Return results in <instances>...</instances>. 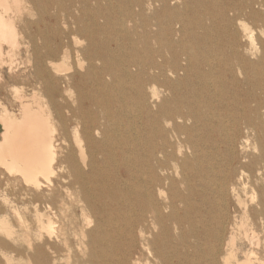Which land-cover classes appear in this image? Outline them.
<instances>
[{
  "label": "bare ground",
  "instance_id": "1",
  "mask_svg": "<svg viewBox=\"0 0 264 264\" xmlns=\"http://www.w3.org/2000/svg\"><path fill=\"white\" fill-rule=\"evenodd\" d=\"M23 5V0H0V64L7 63L4 43L12 49L22 45L11 13L21 11ZM165 7L163 0L157 9ZM239 8L236 5L231 9ZM136 14L145 20L140 1L136 3ZM107 23L104 18L99 31L105 30ZM137 25L134 22L129 29ZM243 28L252 44L254 38L246 24ZM163 34L173 39L171 31L166 29ZM91 42L98 47L101 72L92 79L94 65L85 70L79 58L81 70L77 73L82 82L86 80L85 87L89 80L91 85L87 89L90 92L86 90V95L80 94L77 100L82 107L84 96L91 99L99 110V124L95 126L96 116L89 114L91 122L87 125L83 113L78 124L84 126L85 138H90L92 131L101 136L98 142L90 145L78 128L75 145L68 144L66 138L59 142L57 123L38 91L27 101L25 95H19V116L2 105L0 247L10 246L7 238L22 239L29 248H35L39 263L59 264L64 258L58 248L60 239L68 246V237L73 234L79 236L77 264H264L258 253L262 246L258 230L264 233V81L259 79L256 93L246 96L252 115L245 118L246 107L240 111L231 105L232 99L216 86V80L204 81L202 77L195 83L192 79L206 67L211 73L222 67L232 70L227 59L195 62L192 52L181 50L185 58L175 59V70L168 75V61L162 59L167 56L149 47L145 56L154 52L160 60L156 57L140 64L143 80L126 86L121 76L133 74L126 69L121 75L111 67L110 57L105 56L113 50L107 49L103 37L97 36ZM48 53L46 50L44 57ZM9 58L12 68L14 59ZM50 66L58 75L70 70L64 61H50ZM162 76V86L164 91L169 90L170 99L162 98L154 84ZM169 76L175 78L173 84ZM115 81L117 86H111ZM63 83L62 77L55 83L41 82L52 90ZM145 85H149L147 91ZM132 105L142 111L134 112ZM92 146L94 154L90 152ZM188 163L193 168L185 172ZM108 164L116 172L111 181L103 170ZM186 183L184 188L180 186ZM216 204L219 207L214 210ZM186 205L201 213L198 232L182 228ZM232 208L240 212L241 218L224 249L220 230L226 229ZM77 209L84 220L81 224L73 220ZM132 214V221L121 220ZM172 215L176 220L170 227L174 231L170 241L163 238L169 229L163 221ZM31 235L39 243L32 242ZM211 238L219 244L215 246ZM45 248L50 251L51 261L42 257L48 252ZM6 261L13 264L9 257Z\"/></svg>",
  "mask_w": 264,
  "mask_h": 264
},
{
  "label": "rangeland",
  "instance_id": "2",
  "mask_svg": "<svg viewBox=\"0 0 264 264\" xmlns=\"http://www.w3.org/2000/svg\"><path fill=\"white\" fill-rule=\"evenodd\" d=\"M138 1L143 3L145 20L142 15L136 14ZM23 3L21 11L11 13L20 31L22 45L20 49H12L9 44H3L7 63L0 64V104L2 103L0 110L4 105L19 116L22 105L19 95H25V101H27L31 100L34 91H38L43 98V103L46 104V109L52 113L57 123L59 142L66 138L68 144L75 145L74 133L77 128L85 138V128L82 124H78L80 113L85 116L87 125L91 122L89 114L95 115V120L99 117L98 107L91 102V99H85L84 96L82 107L79 106L77 100L80 94L86 95V90L91 85V80H89V84H86L85 87L86 80L82 82L77 73L81 70L78 65L79 58L84 62L85 70L89 69L90 64L94 65L91 68L93 70L92 79H97L96 76H100L101 62L96 56L98 47L91 42L97 36L103 37L107 49L113 50L112 53L109 51L105 56L110 57L111 67L121 75L126 69H129L133 74L129 77L121 76L126 86H132L139 80L136 84L138 85L144 78L139 74L140 64L150 61V59H156L158 54L154 52L149 54L150 57L145 56L149 47L158 48L160 53L167 56L162 59L166 58L168 61L166 66L168 75H172L170 72L175 70L172 65L173 61L185 58L181 50L192 52L194 60L196 59L195 62L202 59L218 62L227 59V63L233 66L232 70H228L229 67L224 70L225 68L222 67L214 69L211 73L206 67V70H202L201 75L193 74L192 79L195 83L202 77L204 81L216 80V86L232 99L231 105H235L236 109L240 108V111L246 107L245 110L242 109L245 118H250L252 115L246 96L252 97L253 93H256L255 84L259 79L264 81V0H166L167 7L161 10L157 8L163 4V0H23ZM236 5L240 6L239 10H232L231 8L235 9ZM104 18L108 19L106 29L99 31L98 26ZM134 22L138 24L136 28L129 29ZM154 24L159 27L151 28V25ZM243 24H246L249 35L254 38L252 44L247 37L248 33L243 30ZM166 29L172 32L173 39L168 40L165 37L163 31ZM154 31L158 33L155 34ZM46 50L49 53L44 57ZM11 53L12 55L9 56ZM9 57L14 59L15 65L12 68L9 65L11 61ZM103 57L100 58L103 59ZM157 59L160 60L159 57ZM50 61L58 63L64 61L70 66V70L66 74L58 75L53 67L51 68ZM37 71H39L38 75H36ZM151 71L153 72V70ZM136 74L139 75L136 76ZM58 77H62V82H64L59 89H47L41 84L43 81L55 83ZM169 77L172 79L169 83L173 84L175 78ZM162 80L163 76L154 84L159 89L162 98L170 99V92L169 90L164 91ZM116 84L117 81L111 86H117ZM148 87L149 85L146 86V91ZM87 92L90 91L87 90ZM135 107L137 106H133L134 112L142 111V108ZM154 109L156 108L154 107ZM94 123L95 126H98L99 119ZM2 130L0 124V132ZM122 136L125 134L122 133ZM91 137L85 138L90 145L102 139L94 131H92ZM90 152L94 154V146L90 147ZM95 155L97 156V153ZM98 157L101 156L98 155ZM78 163L80 162L78 161ZM192 168L189 163L184 166L185 172L192 171ZM0 170H2L1 167ZM103 170L111 181L115 176V169L108 164ZM186 185L187 183L180 184L182 188ZM169 193L171 194V191ZM125 194L131 197L129 193L125 192ZM221 202L222 200L220 201L222 205ZM218 207L216 204L213 209L217 210ZM187 209L186 216L182 219V228L185 232L188 229L198 232V219H200L201 213H198V210L194 211L189 206ZM229 210L230 216L226 222V229L221 228L220 230L222 248L224 247V249L232 228L241 218L240 212H236L234 208ZM181 214L185 215V213ZM28 216L32 217V213H29ZM73 216L75 224L83 223L84 220L79 209L74 211ZM175 216L166 217L163 221L169 226L168 231L165 230L163 233V238L170 241L174 239V231L170 227L175 223ZM134 218L135 215L132 214L121 220L132 221ZM108 225L107 223L106 229L109 228ZM212 231L213 228L211 234ZM258 231L262 238V246L258 253L264 260V233ZM0 237L3 236L0 235ZM29 239L35 244L39 243L37 239H33V235L29 236ZM29 239L26 238V240ZM189 239L192 238L189 237ZM114 240L116 241V239ZM7 241L10 246L0 247V264H7V257L13 260V264H41L37 261L38 253L35 248H29L26 241L22 239L12 241L8 238ZM211 241L215 246L219 244L213 238ZM78 242L79 236L73 234L68 237V246L62 244L60 239L58 248L64 258L57 263L77 264L80 255ZM224 249L223 254L226 252ZM46 250L48 249L45 248ZM69 254L71 255L70 263L67 258ZM42 257L51 261L50 251L44 252ZM240 259L243 260V256H240ZM135 260L136 258L132 257V261ZM174 263H177V259ZM220 263L222 264V262Z\"/></svg>",
  "mask_w": 264,
  "mask_h": 264
}]
</instances>
